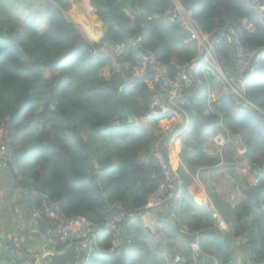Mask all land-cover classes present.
Segmentation results:
<instances>
[{
    "label": "trees",
    "instance_id": "obj_1",
    "mask_svg": "<svg viewBox=\"0 0 264 264\" xmlns=\"http://www.w3.org/2000/svg\"><path fill=\"white\" fill-rule=\"evenodd\" d=\"M21 1L0 0V127L9 132L24 176L40 192L57 200L66 216L81 214L102 219L113 202L139 208L155 184L153 174L160 170L155 157L140 160L152 141L142 120L150 115L156 124L174 116L171 110L159 113L149 108L156 86L151 73L147 71L121 86L113 61L102 53L91 52L97 41H86L81 36L68 14L70 0H44L36 21ZM179 1L203 30L211 32L228 23L245 44L264 48V21L245 0ZM90 2L88 12L100 24L105 40L127 46V54L117 62L118 66L141 59V50L129 42L133 37H138L142 49L154 51L170 75L178 65L197 58L196 46L181 24L164 17L171 0ZM11 11L14 19L6 18ZM242 20L255 25L253 33L246 35ZM214 48L222 58L230 59L223 44ZM202 65L200 59L190 67L194 83L199 84L197 90L177 100L187 114L188 125L173 141L174 151L208 191V186L214 185L209 182L218 169L217 161L201 150V144L218 131L228 133L245 145L244 155L256 172L257 183L255 199L244 189L243 199L232 204L225 203L213 191L210 193L217 213L228 226L227 234L238 243L235 249L227 239L226 245L218 243L211 238L214 219L209 216L202 221L197 214V220L202 222L197 221L196 228L204 235L200 249L207 256L197 259L196 264H214L210 256L216 264H236L238 255L244 263L264 264V117L255 110L236 106L230 96L222 93L219 104H208ZM245 90L249 99L264 109V52L260 67L248 78ZM88 155L92 156L89 166ZM96 179L103 202L97 196ZM177 200L174 199L175 205ZM191 205L196 206L194 201ZM138 225L141 224L136 216L124 222L130 233L124 251H110V231L100 234L86 264H163V237L153 240V249L144 248L140 246ZM180 237L189 242L185 234ZM79 257L81 261L85 255L80 253ZM185 259L184 264H193L191 252H186Z\"/></svg>",
    "mask_w": 264,
    "mask_h": 264
},
{
    "label": "built area",
    "instance_id": "obj_2",
    "mask_svg": "<svg viewBox=\"0 0 264 264\" xmlns=\"http://www.w3.org/2000/svg\"><path fill=\"white\" fill-rule=\"evenodd\" d=\"M171 1L172 4L164 11V17L171 23L181 24L187 37L196 45L197 54L203 57L205 68L216 71L215 75L221 84V93L230 96L236 106L247 107L264 115V109L257 107L249 99L245 90L247 79L261 65V54L264 49L245 44L239 32L228 23L219 26L214 32L203 30L178 0ZM245 1L252 7L254 13L264 21V0ZM241 28L246 35H250L254 32L255 25L252 22L242 20ZM219 43L223 44L230 54V59L227 61L223 60L214 49L215 45ZM91 52L102 53L116 64L126 55L127 47L123 42L104 40L99 41ZM221 60L225 61L224 69L221 67ZM132 66L138 68L134 72H126ZM144 71L151 73L156 84L149 98V108L152 111L160 108V112L165 113L169 107L163 105L161 101L162 94L171 93L174 97L181 96L191 85L186 65L177 67L174 74L170 75L165 64L156 58L152 50H146V54L140 60H135L133 64L124 63L123 66L117 67L116 73L123 79L124 84H130ZM209 99L217 104L220 103L210 97ZM182 113L186 114L184 111ZM158 136V132L154 133L153 139L158 138ZM212 138L216 146L219 147H224L228 143L238 144L239 153L244 155L245 148L241 146L238 139L226 138L221 133H216ZM153 156L158 160L160 170L159 173L153 174L155 184L145 198L143 205L139 208L113 202L108 205V213L102 219H95L81 214L66 216L57 200L40 192L34 187L31 179L22 175L9 132L7 129L0 127V163L9 169L15 181L23 182L29 188L30 194L34 198L32 201L34 219L47 229L45 239L47 247L62 248L74 244L82 237H87L90 242L89 246L92 248L96 238L105 231L112 233V243L115 245L120 237L122 225L128 218L155 210L166 202V199L176 188L177 177L166 162L164 153L160 148H155ZM215 228L224 232L228 230L220 219L215 223ZM201 237V232H196L190 245L193 264L197 263V256L203 254L199 247ZM164 253L174 263L186 262L182 254L173 252L171 249L165 248ZM32 262L31 257H25L15 264H31Z\"/></svg>",
    "mask_w": 264,
    "mask_h": 264
},
{
    "label": "crops",
    "instance_id": "obj_3",
    "mask_svg": "<svg viewBox=\"0 0 264 264\" xmlns=\"http://www.w3.org/2000/svg\"><path fill=\"white\" fill-rule=\"evenodd\" d=\"M128 1L133 2L135 0ZM70 3L68 14L79 27L81 36L86 41H98L103 31L100 24L88 12L89 7H92L90 0H70ZM204 75H206L205 72ZM216 82L217 80L210 79L207 86L218 98L220 87L217 88L219 83L217 82V85H215ZM177 100L178 97L172 96L171 93L162 94L161 96L163 105L171 109L173 117H166L156 124L152 122L150 115L142 120V124L151 132L152 137L156 132L159 133V136L158 138L154 137L155 139L152 138L150 149L140 156L141 161H146L153 156L156 147L163 151L165 159L171 168L179 161L174 151L173 141L187 128L188 117H186L185 122L183 113L178 108ZM212 136L201 144V150L217 161L215 167L218 169L212 181L209 182V184L214 183V185L208 186L209 192L205 190L206 187L197 174L191 175L187 171L192 180L195 181L196 188L194 191L189 192L177 185V194L174 199H178V204H173V210L170 211L169 205L163 203L158 209L144 212L137 216L141 224L136 227L140 232V246L151 250L154 248L153 240L159 235L163 237L160 249L164 260L163 264H179L166 258L164 255L165 247L185 257L187 251L192 252L189 243L193 235L201 230L196 228L197 221L201 223L210 216L216 222L217 217H220L210 199L212 191L215 195L224 199L225 203L229 201L232 204L234 201L238 202L243 199L242 190L250 187L254 188L257 183L256 172L251 168L245 155L239 153L238 147L233 144H228L224 147L216 146ZM33 200L34 198L31 196L27 185L23 182L15 181L9 169L0 163V245L5 242L10 243V247L18 259L31 257L33 260L31 264H86L87 254L93 249L89 246L90 242L87 237H82L74 244L62 248L47 247L45 245L47 229L34 219ZM191 201H194L195 207H192ZM216 203L218 205L221 204L217 198ZM209 205L212 206L213 211L209 210ZM156 211L168 214L174 219L175 224L155 215ZM197 214H199L198 216L202 221L197 220ZM145 226L149 227V231ZM123 231L127 230L123 227ZM217 231L212 233L211 238L218 243L226 245L224 242L225 238L220 236ZM130 232L132 233L131 230ZM181 233L185 234L186 240H189V242L183 241L180 237ZM129 234L127 231V241ZM203 239L204 235H202L200 241H203ZM235 240L236 245L230 241L233 249L238 243L236 238ZM123 242V239L119 240V243L116 241L115 245L111 246L110 251H114L113 248H116V244L118 245L117 250H126L128 243L124 250L120 249L123 246ZM0 249L2 250L0 258L4 262L8 261L6 257L7 246H2ZM80 253L85 255V258L81 259V261ZM241 257V255L237 256L236 264L244 263ZM213 261L216 264L215 260Z\"/></svg>",
    "mask_w": 264,
    "mask_h": 264
},
{
    "label": "water",
    "instance_id": "obj_4",
    "mask_svg": "<svg viewBox=\"0 0 264 264\" xmlns=\"http://www.w3.org/2000/svg\"><path fill=\"white\" fill-rule=\"evenodd\" d=\"M99 39L101 41L105 40V36H104V33L103 32H101ZM129 42H130V44L138 47L143 54L145 53V50L142 49V47L139 45L138 37L132 38ZM200 58H201V56H197V58L188 65V68L191 66V64H193L195 61L199 60ZM38 69H39V67L36 65L35 66V70L37 72H38ZM121 83H122V81H121ZM195 89H197V85H196ZM44 92H45V96H47V93L49 92V88L46 87L45 90H44ZM49 96H51V95L49 94ZM52 101H54V100L52 99ZM156 111H159V109L156 108ZM193 114H195V112ZM87 159H88L87 166H89L92 163V156L91 155H88L87 156ZM172 169H173V171H174V173H175V175L177 177L178 183L183 188H185L189 192H192V191L195 190L196 183L189 176L188 172L185 170V168L181 164V162H179V161L176 162V164L173 165ZM94 184H95V188H96V191H97V196L99 197L100 202H103L104 201V197L101 194V187L99 185V181L97 179L94 180ZM248 192L252 195L253 199H255V197H256V191H255V189L253 187H250L248 189ZM176 194H177V191L175 189L173 191V193L171 194V196H169L166 199V203L169 205V210L170 211L173 210V208H174L173 204H174V197H175ZM208 207H209V210L210 211H213V208H212L211 205H209ZM155 215H157L158 217H160L162 219H165V220L171 222L172 224H175L174 219L172 217H170L166 213H161L160 211H156L155 212ZM145 228L149 231V227L145 226ZM217 233L220 236H222L223 238L227 239L228 241H231V243H233L234 245H236V240L231 235H228L227 233H223L220 230H218ZM121 237L123 238V241L124 242H123V246H121L120 249L121 250H124V248L127 246V243H128V241H127V232L126 231H122ZM2 246H7L6 257L8 258V261L4 262L0 258V264H15L18 261V257L12 251V249L10 247V243L5 242V243H3V245H0V247H2ZM1 252H2V250L0 249V254H1ZM198 259H201V256H198ZM242 264H244V263H242ZM258 264H260V263H258Z\"/></svg>",
    "mask_w": 264,
    "mask_h": 264
},
{
    "label": "clouds",
    "instance_id": "obj_5",
    "mask_svg": "<svg viewBox=\"0 0 264 264\" xmlns=\"http://www.w3.org/2000/svg\"><path fill=\"white\" fill-rule=\"evenodd\" d=\"M179 1V0H178ZM172 2V1H171ZM180 2V1H179ZM181 3V2H180ZM182 4V3H181ZM183 5V7H184V9L186 10V8H185V6H184V4H182ZM187 11V10H186ZM188 12V11H187ZM196 21V20H195ZM197 22V21H196ZM201 27V26H200ZM182 28V27H181ZM217 29V28H216ZM183 30V29H182ZM215 30H213V31H211V32H214ZM208 32V31H207ZM185 33V32H184ZM187 36V35H186ZM134 38V37H133ZM132 39V38H131ZM99 41H101L100 39H98V41H97V43L99 42ZM104 41V40H103ZM130 41V40H129ZM138 42H139V39H138ZM124 43V42H123ZM125 44V43H124ZM97 45V44H96ZM126 45V44H125ZM139 45H140V43H139ZM141 46V45H140ZM196 46V45H195ZM127 47V46H126ZM136 47V46H135ZM215 49V48H214ZM262 49H264V48H262ZM147 50H151V49H147ZM196 50H197V48H196ZM154 52V51H153ZM264 52V51H263ZM262 52V53H263ZM218 53V52H217ZM126 54H127V52H126ZM146 54V50H145V53L143 54L142 53V56L143 55H145ZM219 54V53H218ZM220 55V54H219ZM262 55V54H261ZM106 56V55H105ZM141 56V57H142ZM156 56V55H155ZM197 56H200V55H198L197 54ZM221 56V55H220ZM107 57V56H106ZM222 57V56H221ZM109 58V57H108ZM157 58V57H156ZM110 59V58H109ZM200 59H203V57L201 56V58ZM199 59V60H200ZM223 60H225V61H227L228 59H224V58H222ZM122 60V59H121ZM140 60V59H139ZM160 61V60H159ZM222 61V60H221ZM225 61H222L221 62V67H222V69H224V67H225V65H224V62ZM117 62H119V61H117ZM114 64H115V62H113ZM124 63H128V62H124ZM134 63V62H133ZM133 63H130V64H133ZM163 63V62H162ZM191 63V62H190ZM189 63V64H190ZM189 64H184V65H186L187 66V70H188V76H189V78H190V82H191V85H190V87H189V89H187V91L186 92H184L181 96H176V97H178V99H181V98H183L185 95H187V94H189V93H191V92H195L197 89H195V87H196V85H197V88H198V83H194V81H193V79H192V75H191V73H190V67L188 68V65ZM192 65V64H191ZM115 66H116V70H117V67H119L118 66V64L116 63L115 64ZM166 66V65H165ZM179 66H182V65H178L177 67H179ZM136 67V66H135ZM134 66H132V67H130L129 69H132V71L134 72V70L135 69H137L138 67H136L135 68ZM167 67V66H166ZM177 67H176V69H177ZM204 69H206V70H211V69H207V68H205V66H204V59H203V65H202V67H201V71H202V74H203V76H204V79H205V85H204V88L206 89V93H207V102H208V104H211V103H216V102H214V101H210V99H209V97L210 98H212V99H215L216 101L218 100L219 101V97L217 98V97H215V95H214V93L209 89V87L208 86H206V85H208V80H210V79H215V80H217V82L219 83V85H220V93H221V84H220V82H219V80H218V78L216 77V75H215V73H216V71H212V73L211 72H205L204 71ZM131 71V72H132ZM257 71V70H256ZM145 72H147V71H144L141 75H143ZM169 72V71H168ZM204 72L206 73V75H204ZM130 73V72H129ZM170 74V73H169ZM140 75V76H141ZM138 77V76H137ZM136 77V78H137ZM207 77V78H206ZM212 77H215V78H212ZM121 78V77H120ZM135 78V79H136ZM134 79V80H135ZM133 80V81H134ZM248 80V79H247ZM121 81H122V83H120L121 84V86H123V85H127V84H124V81H123V79L121 78ZM132 81V82H133ZM154 81V80H153ZM199 82V81H198ZM216 82V83H217ZM155 83V82H154ZM192 83H194V88L191 90V91H189L190 89H191V87H192ZM182 104V103H181ZM217 104V103H216ZM179 107V109L181 110V112L182 111H184L182 108H180V105H178ZM239 107H241V106H239ZM159 109V111H156V109H153V111H155V112H159V113H161L160 112V108H158ZM250 109V108H249ZM261 109H263V108H261ZM168 110H171V109H168ZM167 110V111H168ZM252 110V109H251ZM152 111V110H151ZM166 111V112H167ZM185 112V111H184ZM186 113V112H185ZM261 114V113H260ZM262 115V114H261ZM183 116H184V121L186 122V117H187V114H183ZM263 117H264V115H262ZM134 121H137V119L136 118H134L133 119ZM186 125H188V124H186ZM216 133H221V134H223V136L224 137H226V138H233V139H238V138H235V137H232L231 135H229L228 133H224V132H216ZM215 133V134H216ZM214 134V135H215ZM153 138V137H152ZM239 140V139H238ZM239 142L241 143V146H244V148H245V145L239 140ZM228 144H233V145H235V146H237L238 147V144H234V143H228ZM227 144V145H228ZM239 148V147H238ZM244 154H245V152H244ZM154 157V156H153ZM17 159H18V157H17ZM19 161V160H18ZM167 162V161H166ZM20 164V163H19ZM185 168V167H184ZM186 169V168H185ZM20 170H21V173H22V175L24 176V174H23V172H22V168H21V165H20ZM187 171V170H186ZM12 175V174H11ZM25 177V176H24ZM177 183H178V180H177ZM177 186V185H176ZM176 189V188H175ZM177 191V190H176ZM164 203H166V202H164ZM158 209V208H157ZM156 210V209H155ZM153 211V210H152ZM134 216H138V215H134ZM218 219H220L224 224H225V222L223 221V219H221L220 217H217V219H216V222H217V220ZM215 219H214V225H213V227H212V229L214 230V231H216V230H220V229H217V228H215ZM226 225V224H225ZM227 226V225H226ZM123 227H124V224L122 225V229H121V233H122V231H123ZM227 228H228V226H227ZM200 232H201V230H199ZM220 231H222V230H220ZM127 232V231H126ZM223 233H228V230L226 231V232H224V231H222ZM121 233H120V237H119V239L117 240L118 241V243H119V240H121V239H123L122 237H121ZM201 234H202V232H201ZM203 235V234H202ZM193 238H194V235H193V237H192V240H191V242L193 241ZM234 238V237H233ZM96 241V240H95ZM201 242V241H200ZM200 242H199V247H200ZM112 245H113V243H112ZM96 245L94 244L93 246H92V248H94ZM114 246V245H113ZM245 246H247V245H245ZM117 247H118V245L116 244V248L114 247L113 249L114 250H116L117 249ZM165 248H168V247H165ZM165 248H164V250H165ZM190 248H191V246H190ZM169 249V248H168ZM201 250V249H200ZM192 251V250H191ZM202 252V251H201ZM192 253V252H191ZM203 254L202 255H198V256H201V258L203 257V256H207L204 252H202ZM89 254V253H88ZM87 254V255H88ZM165 254V253H164ZM166 256V255H165ZM198 256H197V259H198ZM211 257V259H213V260H215V263H216V259L214 258V257H212V256H210ZM166 258H168L167 256H166ZM185 258V257H184ZM168 259H170V258H168ZM19 260V259H18ZM198 260H201V259H198ZM186 263V262H185ZM179 264H184V263H179ZM244 264H248V263H244Z\"/></svg>",
    "mask_w": 264,
    "mask_h": 264
},
{
    "label": "rangeland",
    "instance_id": "obj_6",
    "mask_svg": "<svg viewBox=\"0 0 264 264\" xmlns=\"http://www.w3.org/2000/svg\"><path fill=\"white\" fill-rule=\"evenodd\" d=\"M43 4H44V0H23L21 1V5L26 8L28 10V12L30 13L31 17L33 19L38 20L39 17H40V14H41V9L43 7ZM17 16V15H16ZM15 16V17H16ZM6 18H10V19H14V14H13V11L9 12L7 15H6ZM44 26H42V28L40 29H43ZM205 72H211V70H206L204 69ZM212 78H215V77H212ZM215 85H217V83H215ZM214 85V87H215ZM207 86V85H206ZM220 85L217 87L219 88ZM28 143L30 144V141H28ZM177 185L180 187L181 185L179 183H177ZM182 187V186H181Z\"/></svg>",
    "mask_w": 264,
    "mask_h": 264
}]
</instances>
